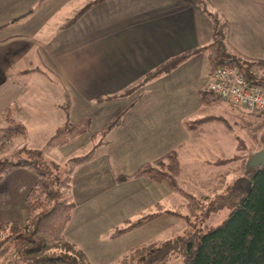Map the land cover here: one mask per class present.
<instances>
[{
    "label": "crops",
    "instance_id": "crops-1",
    "mask_svg": "<svg viewBox=\"0 0 264 264\" xmlns=\"http://www.w3.org/2000/svg\"><path fill=\"white\" fill-rule=\"evenodd\" d=\"M207 1L210 12L226 20L229 45L264 61V0ZM210 30L208 16L189 0H0V128L6 107L25 127L17 115H27L25 106L36 104V97H28L26 91L37 93L44 81L67 99L66 123L86 118L89 130L92 121L106 123L124 108L117 123L102 125L112 135L99 155L91 153L72 171L75 206L65 228L83 204L72 183L83 167L96 183L104 177L118 185V176L173 151L179 164L177 179L181 176L183 147L194 124L204 118L199 114L220 100L202 101L211 72L202 47L210 41ZM185 53L189 54L172 69L151 76L158 66ZM111 105L115 109L109 111ZM38 111L48 115L42 105ZM244 118L252 121L248 114ZM202 158L198 161L204 163ZM33 180L21 168L0 180V219L20 220L29 214L24 195ZM142 181L151 183L150 178ZM84 189L89 191L83 199L87 202H100L106 192L98 186L94 192Z\"/></svg>",
    "mask_w": 264,
    "mask_h": 264
},
{
    "label": "trees",
    "instance_id": "trees-1",
    "mask_svg": "<svg viewBox=\"0 0 264 264\" xmlns=\"http://www.w3.org/2000/svg\"><path fill=\"white\" fill-rule=\"evenodd\" d=\"M189 1L199 4L211 21L210 41L202 47L210 71L223 64L234 65L248 84L264 90V61L244 56L229 45L227 22L220 14L210 12L207 0ZM188 54L170 58L151 76L172 69ZM211 98L217 97L209 92L202 94L204 103ZM123 111L124 108L118 111L105 127L117 123ZM247 114L252 123L261 127L259 141L262 145L264 115ZM2 115L0 180L18 168L29 171L34 180L24 195L29 214L20 220L0 219V264H90L83 253L64 238L63 231L75 206L71 197L72 171L87 161L91 152L68 158L63 169L57 164L43 162L37 150L21 145L12 151L14 159L5 161L1 158L2 151L12 139L25 137V127L13 119L8 107ZM88 126L86 118L65 123L53 132L47 145L59 147L84 133ZM238 169L239 176L228 183H225L224 173L221 172L212 186L215 198L202 196L212 198L211 208L231 205L228 214L216 226L191 234L184 245L179 240H173L133 246L121 257L119 264H165L174 252L181 253L183 264H264V167L244 173V161H241ZM178 172L177 158L170 151L151 163L141 165L131 174L116 179L143 176L175 184ZM188 197L191 209L198 210L200 200L195 201L192 194Z\"/></svg>",
    "mask_w": 264,
    "mask_h": 264
},
{
    "label": "rangeland",
    "instance_id": "rangeland-1",
    "mask_svg": "<svg viewBox=\"0 0 264 264\" xmlns=\"http://www.w3.org/2000/svg\"><path fill=\"white\" fill-rule=\"evenodd\" d=\"M47 75L51 77L50 81L57 82L53 74ZM32 91L36 90L29 88L27 96L36 97V104L25 106L27 115H17L25 124V137L12 139L2 151V159H14L12 151L21 145L37 150L43 162L57 164L63 169L68 158L90 152L94 157L99 155L112 135L101 128L107 122L92 121L86 133L51 148L47 140L54 131L53 127L68 122L65 115L67 99L59 97L55 86L45 81L43 89L34 94ZM0 93L2 95V89ZM224 102L221 99L213 102L199 114L204 118L194 124L191 137L183 147V172L175 184L164 179H150L151 183L147 185L142 180L148 178L143 176L118 179V185H114L113 180L100 177L99 184L92 176L89 177L87 167L75 173L72 183L83 204L74 212L63 235L71 238L72 242L67 241L79 249L90 264H119L121 257L131 247L142 244L179 240L184 245L191 234L202 233L216 226L228 214L230 204L211 208L212 198L202 196H216L212 186L221 172L224 173L225 183L239 176L240 162L261 147V127L244 118V115L247 116L244 108ZM40 104L48 110L47 116L38 111ZM10 108L14 112V107ZM113 109L115 105L109 107V111ZM199 158L205 162L198 161ZM217 160H220L219 163ZM213 172L219 173L211 179ZM97 186L106 191L101 201H84L89 195L84 187L94 192ZM188 194H192L195 201L200 200V209H191ZM99 210L100 214L97 213ZM165 264H183L181 253H172Z\"/></svg>",
    "mask_w": 264,
    "mask_h": 264
},
{
    "label": "built area",
    "instance_id": "built-area-1",
    "mask_svg": "<svg viewBox=\"0 0 264 264\" xmlns=\"http://www.w3.org/2000/svg\"><path fill=\"white\" fill-rule=\"evenodd\" d=\"M204 90L218 99L241 106L247 113L264 115V90L248 84L234 65L223 64L211 71Z\"/></svg>",
    "mask_w": 264,
    "mask_h": 264
},
{
    "label": "water",
    "instance_id": "water-1",
    "mask_svg": "<svg viewBox=\"0 0 264 264\" xmlns=\"http://www.w3.org/2000/svg\"><path fill=\"white\" fill-rule=\"evenodd\" d=\"M259 167H264V137L261 147L244 161V173H247L250 169L257 170Z\"/></svg>",
    "mask_w": 264,
    "mask_h": 264
}]
</instances>
